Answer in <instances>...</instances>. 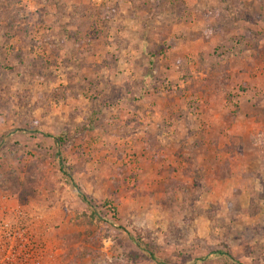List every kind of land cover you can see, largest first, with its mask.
Returning a JSON list of instances; mask_svg holds the SVG:
<instances>
[{
    "label": "rangeland",
    "instance_id": "obj_1",
    "mask_svg": "<svg viewBox=\"0 0 264 264\" xmlns=\"http://www.w3.org/2000/svg\"><path fill=\"white\" fill-rule=\"evenodd\" d=\"M5 224L28 264H264V0H0Z\"/></svg>",
    "mask_w": 264,
    "mask_h": 264
},
{
    "label": "built area",
    "instance_id": "obj_2",
    "mask_svg": "<svg viewBox=\"0 0 264 264\" xmlns=\"http://www.w3.org/2000/svg\"><path fill=\"white\" fill-rule=\"evenodd\" d=\"M0 231V246L1 241L3 242L0 264H28L32 253L37 250V244L27 239L20 231L7 228L6 224Z\"/></svg>",
    "mask_w": 264,
    "mask_h": 264
},
{
    "label": "trees",
    "instance_id": "obj_3",
    "mask_svg": "<svg viewBox=\"0 0 264 264\" xmlns=\"http://www.w3.org/2000/svg\"><path fill=\"white\" fill-rule=\"evenodd\" d=\"M76 189H77V192L80 193L79 189L78 188H76Z\"/></svg>",
    "mask_w": 264,
    "mask_h": 264
}]
</instances>
